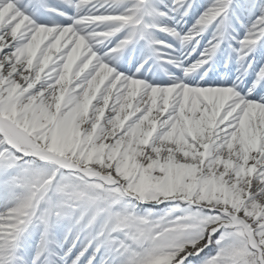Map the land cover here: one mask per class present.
<instances>
[{
  "label": "snow or ice",
  "instance_id": "1",
  "mask_svg": "<svg viewBox=\"0 0 264 264\" xmlns=\"http://www.w3.org/2000/svg\"><path fill=\"white\" fill-rule=\"evenodd\" d=\"M0 264H264V0H0Z\"/></svg>",
  "mask_w": 264,
  "mask_h": 264
}]
</instances>
